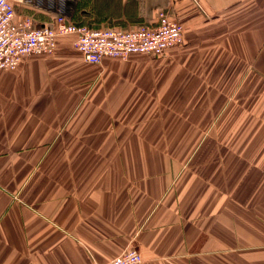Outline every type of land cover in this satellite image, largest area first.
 Instances as JSON below:
<instances>
[{
    "label": "crops",
    "instance_id": "crops-1",
    "mask_svg": "<svg viewBox=\"0 0 264 264\" xmlns=\"http://www.w3.org/2000/svg\"><path fill=\"white\" fill-rule=\"evenodd\" d=\"M59 8L37 20L135 31L166 12L183 43L95 65L63 36L0 70V264H264V0Z\"/></svg>",
    "mask_w": 264,
    "mask_h": 264
},
{
    "label": "built area",
    "instance_id": "built-area-1",
    "mask_svg": "<svg viewBox=\"0 0 264 264\" xmlns=\"http://www.w3.org/2000/svg\"><path fill=\"white\" fill-rule=\"evenodd\" d=\"M33 0H0V70L15 71L33 56L55 53L59 37L75 36V47L87 63L100 65L105 58L128 60L136 54L164 57L183 43L184 27L168 13L160 12L158 25L135 31L94 29L58 15L42 24L32 15L18 13L19 4ZM107 264H144L139 252L121 255Z\"/></svg>",
    "mask_w": 264,
    "mask_h": 264
},
{
    "label": "rangeland",
    "instance_id": "rangeland-1",
    "mask_svg": "<svg viewBox=\"0 0 264 264\" xmlns=\"http://www.w3.org/2000/svg\"><path fill=\"white\" fill-rule=\"evenodd\" d=\"M71 0H57V7L55 6L54 0H35L33 1L34 4L28 5V4H19L18 7V13L21 14L23 11H25L27 8L34 10L36 13H57L60 8L59 6L63 4L64 6H68L70 4ZM26 12V11H25ZM39 15V14H37Z\"/></svg>",
    "mask_w": 264,
    "mask_h": 264
},
{
    "label": "trees",
    "instance_id": "trees-1",
    "mask_svg": "<svg viewBox=\"0 0 264 264\" xmlns=\"http://www.w3.org/2000/svg\"><path fill=\"white\" fill-rule=\"evenodd\" d=\"M26 11V12H25ZM25 11H23L22 13H21V15L22 14H31L33 17H35L36 19L37 18H39L38 16L39 15H37V14H40V13H36V12H34V10H32V9H26Z\"/></svg>",
    "mask_w": 264,
    "mask_h": 264
}]
</instances>
